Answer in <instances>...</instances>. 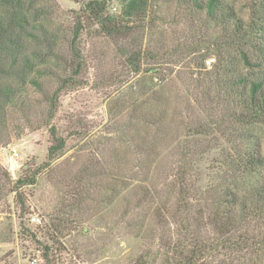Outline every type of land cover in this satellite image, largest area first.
Masks as SVG:
<instances>
[{"label": "rangeland", "instance_id": "rangeland-1", "mask_svg": "<svg viewBox=\"0 0 264 264\" xmlns=\"http://www.w3.org/2000/svg\"><path fill=\"white\" fill-rule=\"evenodd\" d=\"M48 1L55 8L58 23L67 31L63 47L68 56L70 32L77 17L83 14L86 0ZM106 1L111 13H121L122 0ZM227 1L247 21L264 18V0ZM129 25L132 31L118 44L115 39L93 35L96 26L91 31L85 27L78 39L77 47L84 59L76 77L83 85L61 93L52 124L66 143L55 159L48 158L53 138L49 126L44 125L48 106L44 93L28 87L26 104L7 108L5 120L0 121V264H47L43 255L46 245L54 248L49 252L53 264H136L145 250L156 251L161 245L160 235L175 241L176 222L171 216H166L171 224L159 228L154 237V210L146 204L135 207L133 202L130 213L124 215L125 206L117 195L123 190L120 178L128 177L129 183L135 185L143 177L136 166L134 142L138 133L155 134L156 129H146L132 120L133 103L147 110L164 107L150 101L149 92L143 88L155 72L159 74L154 78V82H159L157 93H162L168 104L167 119L173 113L182 118L189 114V121L198 126L197 132H186L185 126L180 129L167 120V130L159 139L160 168L152 167L146 176L160 187V203L176 208L178 200L173 174L178 169L179 154L166 150L173 139L169 140L170 134L183 135L191 142L194 154L188 157L195 164L187 167V175L204 176L196 186L206 188L220 161L231 159L237 133L232 114L213 108L214 118L208 119L195 102L200 100V84L208 82L210 75L215 76L218 59L212 46L205 67H198L213 32L208 31L191 1L149 0L146 18ZM125 46L147 50L138 60L140 72L129 63ZM149 50L158 51L160 57L153 58ZM249 54L254 61L258 58L254 48ZM222 66L228 76L252 77L250 74L260 69L246 64L238 51L223 60ZM75 67L76 62L72 68ZM152 68L158 69L151 71ZM161 77L166 78V83L160 82ZM43 82L49 93L58 86L55 77L45 76ZM212 119L221 121L220 125L206 127L208 122L214 123ZM253 128V139H263L264 127ZM261 171L264 178V169ZM35 172L34 183L16 186L18 179L31 177ZM18 193L25 197V212L18 203ZM34 217L41 218V222ZM261 260L264 264V255Z\"/></svg>", "mask_w": 264, "mask_h": 264}, {"label": "trees", "instance_id": "trees-1", "mask_svg": "<svg viewBox=\"0 0 264 264\" xmlns=\"http://www.w3.org/2000/svg\"><path fill=\"white\" fill-rule=\"evenodd\" d=\"M189 1L200 13L208 31L213 32L208 40L209 48L200 56L203 66L198 67H205L212 46L211 50L218 59L215 76L210 75L208 82L200 84V100L195 102H198L202 112H206L208 119L214 118L213 108H222L227 114H232L237 131L234 135L236 149L231 159L220 161L219 169L209 176L204 188L196 186L203 175L199 172V175H187V167L190 165L193 168L195 164L193 158L188 157L194 154L191 142L183 135L170 134L169 140L173 139L168 142L166 150L179 154L176 160L178 169L173 174L178 200L176 208H169L170 203H160V187L146 176L152 167L154 170L160 168L159 139L164 135L167 120L170 124H178L180 129L185 126L186 132H197L198 126L189 121V114L182 118L173 113L167 119V101L163 100L162 93H157L159 82H154L159 74L155 72L150 76L148 86L143 88L149 92L150 101L164 104V107L147 110L143 105L133 103L132 120L146 129H156V132L138 133L134 151L138 153L136 166L143 177L135 185L129 183L128 177L120 178L123 190L118 191L117 195L125 206L124 215L130 213L133 202L136 203L135 207L146 204L154 210L156 221L151 228L154 237L158 236L159 228L171 224V220L166 218L171 216L172 222H176V239L173 241L168 236L160 235L161 245L157 246L156 251L145 250L136 264H262L264 178L261 170L264 169V138L255 141L253 127H264V18L247 21L227 0ZM121 3V13L115 14L109 11L106 0L84 1L83 14L77 17L70 32L71 50L66 56L67 51L63 46L67 41V31L58 23L50 1L0 0V121L5 120L9 106L26 104L28 87L33 86L44 93L48 102L44 125L49 126L53 138L48 150L51 160L63 151L66 143V138L60 136L56 125L52 124L61 93L83 85V81L76 77L82 70L84 59L77 41L85 27L91 31L96 26L93 35L115 39L118 44L132 31L130 22L146 18L149 0H122ZM251 48L258 56L255 61L249 54ZM125 50L129 53L128 61L134 71L140 72L141 63L138 60L147 50L143 52L141 48L135 50L128 46H125ZM173 51L172 55L175 54ZM233 51H238L246 64L260 68L259 71L250 74L252 77L249 74L228 76L222 61L231 57ZM149 52L153 58L160 57L158 51ZM74 62L76 67L73 69ZM170 62L174 64L175 61ZM45 76L55 77L58 81V86L50 93L43 85ZM160 82L166 83V78L161 77ZM223 99H229L231 103L228 105ZM220 123L219 120L208 122L206 127L215 128ZM36 175L35 172L31 177L18 179L16 186L34 183ZM18 203L25 212L26 201L22 193H18ZM143 237L147 238L148 235ZM45 247L44 258L47 264H53L49 252L54 248ZM252 256H256L254 260Z\"/></svg>", "mask_w": 264, "mask_h": 264}, {"label": "built area", "instance_id": "built-area-1", "mask_svg": "<svg viewBox=\"0 0 264 264\" xmlns=\"http://www.w3.org/2000/svg\"><path fill=\"white\" fill-rule=\"evenodd\" d=\"M208 62H210V60H208ZM33 219H34L35 221L41 222V218H39V217H34Z\"/></svg>", "mask_w": 264, "mask_h": 264}]
</instances>
